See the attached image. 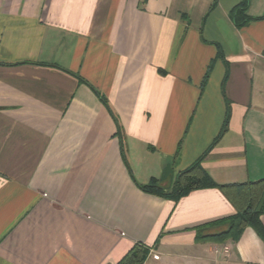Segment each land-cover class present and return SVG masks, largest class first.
Wrapping results in <instances>:
<instances>
[{"label":"crops","instance_id":"0c3cea01","mask_svg":"<svg viewBox=\"0 0 264 264\" xmlns=\"http://www.w3.org/2000/svg\"><path fill=\"white\" fill-rule=\"evenodd\" d=\"M242 1L0 0V264H264L251 226L199 238L235 212L219 189L137 185L201 156L218 184L264 178V0L238 26Z\"/></svg>","mask_w":264,"mask_h":264},{"label":"trees","instance_id":"16d2710c","mask_svg":"<svg viewBox=\"0 0 264 264\" xmlns=\"http://www.w3.org/2000/svg\"><path fill=\"white\" fill-rule=\"evenodd\" d=\"M247 4L248 0H243L230 10L229 15L238 26L246 21L244 12ZM225 130L226 121L208 149L213 147ZM201 158L202 156L186 168L178 171L171 187L168 189L160 187L156 179H151L146 184L137 185L145 192L175 202L193 190L217 188L231 203L235 212L220 219L203 223L202 227L226 223L228 228L215 234L206 235H199L201 234L199 231V238L215 243H222L228 239L235 241L246 226H251L264 239V228L260 221V215L264 213V178L244 183L218 184L203 169ZM148 252L147 246L135 244L116 264H142L146 260Z\"/></svg>","mask_w":264,"mask_h":264},{"label":"built area","instance_id":"2783aa9c","mask_svg":"<svg viewBox=\"0 0 264 264\" xmlns=\"http://www.w3.org/2000/svg\"><path fill=\"white\" fill-rule=\"evenodd\" d=\"M226 250H227V249H225V251H226ZM151 255H152V258H154V259H158V258H159L158 254H156V253H152Z\"/></svg>","mask_w":264,"mask_h":264},{"label":"rangeland","instance_id":"374dc122","mask_svg":"<svg viewBox=\"0 0 264 264\" xmlns=\"http://www.w3.org/2000/svg\"><path fill=\"white\" fill-rule=\"evenodd\" d=\"M220 264H222V263H220Z\"/></svg>","mask_w":264,"mask_h":264}]
</instances>
